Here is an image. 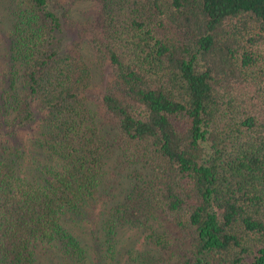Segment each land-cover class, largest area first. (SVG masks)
Here are the masks:
<instances>
[{
    "label": "trees",
    "instance_id": "obj_1",
    "mask_svg": "<svg viewBox=\"0 0 264 264\" xmlns=\"http://www.w3.org/2000/svg\"><path fill=\"white\" fill-rule=\"evenodd\" d=\"M7 2L0 110L8 135L37 122L48 163L29 178L0 132V264L51 243L80 260L61 214L96 197L112 153L128 185L104 230L155 253L129 248L132 264H264V0ZM88 61L108 70L96 99Z\"/></svg>",
    "mask_w": 264,
    "mask_h": 264
},
{
    "label": "rangeland",
    "instance_id": "obj_2",
    "mask_svg": "<svg viewBox=\"0 0 264 264\" xmlns=\"http://www.w3.org/2000/svg\"><path fill=\"white\" fill-rule=\"evenodd\" d=\"M3 4L5 8L0 5V80L5 78V83H0L2 96L13 93L7 80L8 71L5 64L4 45L2 46L6 34L4 28H7L4 22L8 17L10 19L11 13L8 9L11 5L7 0ZM92 6L91 1H78L73 5L69 25L71 40L77 39L75 30L80 23L78 20H83ZM88 62L92 72L90 95L96 99L108 80V70L105 66ZM13 84L14 89L19 86L18 82ZM0 122V132L5 145L16 148L22 155L21 163L19 162L22 173L29 178H35L41 171H46L48 160L40 153L36 145L37 122L33 121L25 124L24 127H17L12 135L7 134L11 131V125L9 122H4L1 110ZM128 171L126 167L116 162L115 153H112L107 160L96 197L81 203L75 211H64L61 214L62 226L80 241L83 249L80 260L64 256L56 243L38 244L36 264H132L124 256V252L129 248L136 252L151 250V253H154L152 248L143 241L141 232L134 228L115 229L111 235H107L104 230L106 209L121 196V191L128 185Z\"/></svg>",
    "mask_w": 264,
    "mask_h": 264
}]
</instances>
